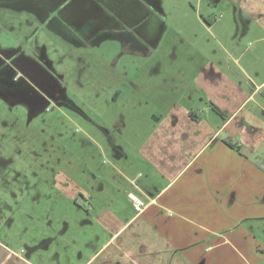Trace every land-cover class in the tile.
Listing matches in <instances>:
<instances>
[{
	"label": "rangeland",
	"instance_id": "1",
	"mask_svg": "<svg viewBox=\"0 0 264 264\" xmlns=\"http://www.w3.org/2000/svg\"><path fill=\"white\" fill-rule=\"evenodd\" d=\"M121 1L74 0L44 24L32 4L0 0V241L17 251L28 252L66 225L80 230L84 195L125 177L132 143L145 133L136 118L157 110L155 103L170 111L165 103L180 95L174 86L188 87L207 61H225L232 50L242 53L248 72L257 71L258 60L264 78L257 35H242L240 43L234 32L222 35L226 24L234 31L237 22H251L247 11L256 5L263 16L264 0H147L150 17H159L146 24L149 39L147 28L125 21ZM99 9L109 19L99 18ZM203 16L219 22L209 25ZM100 22H110L112 29L96 30ZM83 39L94 45H79ZM230 64L236 77L239 68ZM185 104L174 115L181 118ZM258 139L257 152L264 157L262 130ZM121 147L128 156L119 155ZM257 213H264L259 167ZM258 223L264 225V218L257 217Z\"/></svg>",
	"mask_w": 264,
	"mask_h": 264
},
{
	"label": "crops",
	"instance_id": "2",
	"mask_svg": "<svg viewBox=\"0 0 264 264\" xmlns=\"http://www.w3.org/2000/svg\"><path fill=\"white\" fill-rule=\"evenodd\" d=\"M24 1L49 24L57 19L54 13L66 11L74 0ZM133 1H121L125 21L147 28L149 39L146 24L159 17H150L149 1ZM259 9L256 5L247 11L252 21L237 22L234 31L226 24L222 35L234 32V41L240 43L242 35L254 34L264 49V15H257ZM99 10V18L109 19L106 9ZM207 18L202 17L209 25L219 22V17ZM111 27L100 22L96 30ZM80 43L94 45L86 39ZM227 54L225 61H207L188 87L175 85L179 99L164 102L171 104L170 111L155 103L161 112L155 108L145 118H136L145 133L132 143L133 159L123 165L125 177L84 195L80 230L66 225L42 244H32L28 252L0 241V264H260L264 225L257 226V217L264 218V213H257V167L264 168V157L257 144L264 117L257 107L264 112V102L257 96L264 91L263 71L258 60L257 71L248 72L242 53ZM230 63L239 68L236 77L243 81L231 76ZM184 101L189 104L180 118L174 111ZM251 101L255 105L248 108ZM118 151L129 155L122 147ZM131 192L147 202L143 211L135 210Z\"/></svg>",
	"mask_w": 264,
	"mask_h": 264
},
{
	"label": "built area",
	"instance_id": "3",
	"mask_svg": "<svg viewBox=\"0 0 264 264\" xmlns=\"http://www.w3.org/2000/svg\"><path fill=\"white\" fill-rule=\"evenodd\" d=\"M129 197L132 200L135 210L137 212L143 211L144 208L147 206V202L143 198L136 195L135 193L133 192L129 193Z\"/></svg>",
	"mask_w": 264,
	"mask_h": 264
},
{
	"label": "flooded vegetation",
	"instance_id": "4",
	"mask_svg": "<svg viewBox=\"0 0 264 264\" xmlns=\"http://www.w3.org/2000/svg\"><path fill=\"white\" fill-rule=\"evenodd\" d=\"M44 24H47V22H46V23H44Z\"/></svg>",
	"mask_w": 264,
	"mask_h": 264
}]
</instances>
